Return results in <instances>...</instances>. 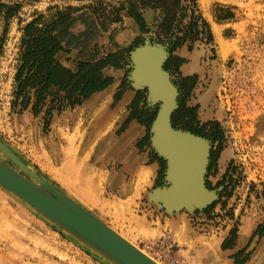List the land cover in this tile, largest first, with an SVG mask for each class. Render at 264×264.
<instances>
[{
	"label": "rangeland",
	"instance_id": "1",
	"mask_svg": "<svg viewBox=\"0 0 264 264\" xmlns=\"http://www.w3.org/2000/svg\"><path fill=\"white\" fill-rule=\"evenodd\" d=\"M3 1L21 8L8 22L0 16V140L163 264H208L200 252L214 248V243H207L206 237L223 240L224 250L233 248L228 254L234 264H264V0ZM68 7L80 9L75 16L83 15L72 32L91 28V34L87 47L83 39L66 38L63 63L76 69L92 56L120 52L119 66L105 69L112 78L107 88L118 79L115 105L127 89L136 93L128 118L117 130L121 135L132 120L147 130L138 146L148 156L149 167L136 177V191L132 185L125 189V183L118 190L116 176L111 182L92 167L85 157L89 143L78 153L88 129L83 109L94 95L55 112L47 128L45 112L12 108L24 26L41 14L51 16ZM124 28L129 33L118 43L117 34ZM177 37L186 40L172 51L171 41ZM221 41L229 48L225 56ZM146 43L168 49L165 69L179 91L172 125L208 142L205 182L214 200L190 202L171 212L158 192L171 185L168 162L153 146L152 126L161 103L151 102L148 89L136 87L131 79V53ZM186 65L194 74L185 75ZM98 114L100 121L107 112ZM0 158L15 165L1 152ZM0 264L112 263L0 185Z\"/></svg>",
	"mask_w": 264,
	"mask_h": 264
},
{
	"label": "water",
	"instance_id": "2",
	"mask_svg": "<svg viewBox=\"0 0 264 264\" xmlns=\"http://www.w3.org/2000/svg\"><path fill=\"white\" fill-rule=\"evenodd\" d=\"M148 50H152V52L156 50L162 54L163 59L160 60L159 72L166 78L168 86L173 91V101L170 108L168 107L169 103L166 101V98L162 97L163 94L156 93L151 83L139 82L138 76L142 65L140 61L141 53ZM168 58L169 52L167 47L164 45L146 43L145 45L136 48L131 53V59L134 63L131 79L136 87L148 89V98L151 102L161 103L158 116L152 126V132L154 135L153 146L168 162L167 176L171 185L169 188L162 189L158 192L162 196L164 204L167 208L179 209L183 206H187V203L190 202L201 204L206 199L214 200L215 193L208 190L205 182V174L207 172L210 156V147L208 142L191 132L175 129L172 125V115L178 107L177 98L179 91L173 83L170 73L165 69V64ZM166 109H168L167 111H169V113L165 112ZM164 114L168 115L169 123L172 125V130L174 132H180L182 135L185 134V136L187 135L189 138L201 140V142L205 144L201 183L202 190L207 194L206 197H202L201 194H189L180 200H173L176 189L175 182L172 178V160L168 154L160 149L158 144V140L160 139L158 127L161 124ZM0 151L20 168V170L13 169L9 162H4V160H1L0 158V179L8 183L14 189L15 195L28 201L30 206L36 209L40 214H45L46 216H44L47 219L50 221L53 220L52 222H56V225L58 223L63 226V228L68 232L80 238L82 241H85V243H88V245L96 249L98 252H103L106 257H110V259L116 264H157L146 254L122 238L117 232L112 230L95 214L86 210L84 207L71 199L66 193L50 183L38 172V170L26 164L10 147L2 142H0Z\"/></svg>",
	"mask_w": 264,
	"mask_h": 264
},
{
	"label": "trees",
	"instance_id": "3",
	"mask_svg": "<svg viewBox=\"0 0 264 264\" xmlns=\"http://www.w3.org/2000/svg\"><path fill=\"white\" fill-rule=\"evenodd\" d=\"M20 8L18 4L11 5L0 0V16H3L6 22L17 15ZM78 11L80 9L68 7L64 10L58 9L51 16L41 14L23 28L12 108L19 113L29 108L36 114L45 112L46 128L49 127L55 112L61 113L69 107L81 105L95 93L106 89L112 78L105 73V69L119 66L120 52L109 53L100 59L92 56L88 60L80 61L76 69L69 68L63 63L61 57L67 52L64 44L67 37L83 39L86 47L90 44L86 38L90 36L91 28L79 34L72 32L74 22L83 17L75 16ZM93 12L96 13V10ZM203 23L207 29L209 24L206 21ZM193 26L197 27L196 33L200 32L195 15ZM207 32L210 33L208 29ZM184 40L186 39L177 37L176 42L171 41L174 46L172 51L181 47ZM146 125L150 128L152 122Z\"/></svg>",
	"mask_w": 264,
	"mask_h": 264
},
{
	"label": "crops",
	"instance_id": "4",
	"mask_svg": "<svg viewBox=\"0 0 264 264\" xmlns=\"http://www.w3.org/2000/svg\"><path fill=\"white\" fill-rule=\"evenodd\" d=\"M82 2V1H80ZM129 33L128 28H124L117 34V42L123 43L126 35ZM185 75L194 74L189 71V66H184ZM118 79L109 88L100 91L92 98L83 109L88 113L86 121H88V129L83 134L81 143L78 145V153L82 152L86 143H89V148L86 150V159H90L92 167L98 169V173H102L108 179L111 178L114 186L124 185V188L133 186L136 191V177H140L146 171L148 166V156L140 150L138 146L140 140L146 135V127L139 121H130L128 127L118 135L117 130L121 127L128 118L129 105L133 102L136 93L133 90L127 89L119 102L114 104V91L118 87ZM101 111H106L107 115L97 121V115ZM130 111V110H129ZM123 137L121 140H116ZM119 144L118 150L115 148ZM101 171V172H100ZM107 179V181H108ZM138 181V180H137ZM135 182V183H134ZM120 190V187H117ZM98 189V188H97ZM94 188V190H97ZM207 243H214V248H203L200 252L201 259L208 261V264H234V261L229 256L230 250H224L223 240H213L206 237Z\"/></svg>",
	"mask_w": 264,
	"mask_h": 264
},
{
	"label": "bare ground",
	"instance_id": "5",
	"mask_svg": "<svg viewBox=\"0 0 264 264\" xmlns=\"http://www.w3.org/2000/svg\"><path fill=\"white\" fill-rule=\"evenodd\" d=\"M216 27H217V25H216ZM217 30H218V28H217ZM218 31H220V30H218ZM218 31H217V33H218ZM220 40H221V38H220ZM220 46H221V54L223 56L227 55L228 51H229L228 45L223 44V42H222V44H220ZM162 59H163L162 54L156 50L153 52H152V50H148L146 52L141 53L140 61H141L142 65H141V70H140L138 77H139L140 83H145V82L151 83L153 85L154 91L156 93L163 94L162 97L166 98V101H168V103H169L168 107L170 108L172 106V101H173L172 100L173 91L168 86L166 78L163 75H161L159 72V64H160V60H162ZM167 110L168 109H166L165 112L169 113V111H167ZM158 131H159V135H160L159 136L160 139L158 140L159 147L163 152L168 154L172 160V165H173V167H172V178L175 182V189H176L175 195H174L175 197L173 198V200H175V199L180 200L189 194H195V195L201 194L202 197H206L207 194L202 190V183H201V173L203 170V163H204V153H205L204 147H205V144H203L201 142V140H198L195 138H189V137H187V135L186 136H185V134L182 135L180 132H174L172 130V125L169 123L168 115H165V114L162 117V121H161L160 126L158 127ZM0 142L4 143L1 140H0ZM4 144H6V143H4ZM6 145L8 147H10L8 144H6ZM115 146H116V144H115ZM28 165H29V163H28ZM30 166H32V165H30ZM11 167L13 169L20 170L19 166L16 163L14 166L11 165ZM42 176L44 178H46L44 175H42ZM24 177H26V176H24ZM46 179L50 182V180L48 178H46ZM50 183H52V182H50ZM0 185L2 187L6 188L7 190H9L10 192L15 193L14 189L8 183H6L5 181H2L1 179H0ZM59 189L62 190L60 187H59ZM62 191L64 193H66L64 190H62ZM66 194L71 199H73L75 202H77L79 205H81L86 210L91 212L89 209H87L85 206H83L77 200L72 198L68 193H66ZM22 200L25 203L29 204L28 201H26L24 199H22ZM29 206H30V204H29ZM189 207L193 208L191 206H189ZM174 210H176V209H174ZM170 211L172 212L171 209H170ZM44 215L45 214H43V216ZM101 221H103V220H101ZM57 225L60 226L61 228H63V226L59 225L58 223H57ZM108 226L112 230L117 232L122 238L127 240L129 243H131L133 246H135L141 252H143L148 257H150L152 260H154L157 264H163L160 261H158L157 259H155L153 256H151L150 254H148L146 251L141 249L138 245H136L133 241H131L125 235H123L122 233L117 231L113 226H110V225H108ZM64 230H66V229H64ZM244 231L246 233L247 230L245 229ZM66 232H68V231L66 230ZM68 233L70 235H72L75 239H77L78 241L83 243L86 247L90 248L95 253L102 256L104 259H106L110 263L116 264L114 261H112L110 259V257L109 258L106 257L103 252L102 253L98 252L96 249H94L90 245H88V243H85V241H82L80 238L76 237L75 235H73L70 232H68Z\"/></svg>",
	"mask_w": 264,
	"mask_h": 264
}]
</instances>
